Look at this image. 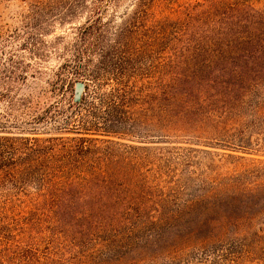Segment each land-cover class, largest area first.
Wrapping results in <instances>:
<instances>
[{
    "label": "trees",
    "instance_id": "16d2710c",
    "mask_svg": "<svg viewBox=\"0 0 264 264\" xmlns=\"http://www.w3.org/2000/svg\"><path fill=\"white\" fill-rule=\"evenodd\" d=\"M134 4L136 10L111 39L96 26L91 9V22L81 31L84 44L74 46L67 63L86 82L79 102L73 92L60 123L67 135H4L11 133V123L0 115V264H65V253L52 250L59 240L71 234L103 238L145 214L161 216L165 206L150 190L145 193L151 148L122 140L142 129H198L264 82V8L256 2ZM87 5L53 0L52 11L66 19ZM144 22L145 80L127 62L129 40ZM231 192V198L220 190L211 194V210L234 225L249 226L259 217L255 236L264 246V191Z\"/></svg>",
    "mask_w": 264,
    "mask_h": 264
},
{
    "label": "rangeland",
    "instance_id": "374dc122",
    "mask_svg": "<svg viewBox=\"0 0 264 264\" xmlns=\"http://www.w3.org/2000/svg\"><path fill=\"white\" fill-rule=\"evenodd\" d=\"M252 1L264 8V0ZM134 2L87 0L88 8L61 19L52 11L53 0H0V115L11 123V133L4 135L68 134L60 123L83 79L67 63L74 46L84 44L81 31L91 22V9L99 19L96 26L107 29L111 39L136 10ZM144 34L145 22L129 40L127 62L145 80ZM157 131L142 129L122 141L151 148L145 193L150 190L165 206L162 215L128 222L124 230L103 237L107 241L71 234L52 250L65 253V264H264V246L255 236L261 219L234 225L220 210H211L207 199L217 190L229 198L232 189L264 191L259 190L264 189V82L234 109L198 129ZM258 209L250 211L257 214Z\"/></svg>",
    "mask_w": 264,
    "mask_h": 264
},
{
    "label": "water",
    "instance_id": "95a60500",
    "mask_svg": "<svg viewBox=\"0 0 264 264\" xmlns=\"http://www.w3.org/2000/svg\"><path fill=\"white\" fill-rule=\"evenodd\" d=\"M86 82L84 80H80L75 85V92H74V101L79 102L85 92Z\"/></svg>",
    "mask_w": 264,
    "mask_h": 264
}]
</instances>
